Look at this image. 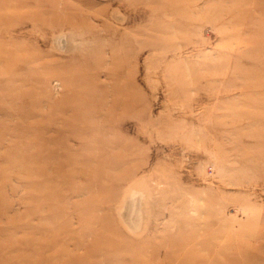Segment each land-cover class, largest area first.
<instances>
[{
    "label": "rangeland",
    "instance_id": "374dc122",
    "mask_svg": "<svg viewBox=\"0 0 264 264\" xmlns=\"http://www.w3.org/2000/svg\"><path fill=\"white\" fill-rule=\"evenodd\" d=\"M0 264H264V0H0Z\"/></svg>",
    "mask_w": 264,
    "mask_h": 264
},
{
    "label": "bare ground",
    "instance_id": "6f19581e",
    "mask_svg": "<svg viewBox=\"0 0 264 264\" xmlns=\"http://www.w3.org/2000/svg\"><path fill=\"white\" fill-rule=\"evenodd\" d=\"M132 207H133V206H132ZM137 207H138V206H137ZM136 211H137V210H136ZM136 214H137V215L135 216V218H136V221L138 222V218H139V217H138V212H137ZM136 221H135V222H136ZM130 226H131V224H130ZM135 226H136V225H135ZM131 229L134 230L135 227H134V226H131ZM134 231H136V230H134Z\"/></svg>",
    "mask_w": 264,
    "mask_h": 264
}]
</instances>
